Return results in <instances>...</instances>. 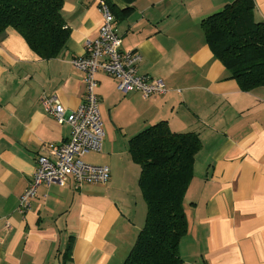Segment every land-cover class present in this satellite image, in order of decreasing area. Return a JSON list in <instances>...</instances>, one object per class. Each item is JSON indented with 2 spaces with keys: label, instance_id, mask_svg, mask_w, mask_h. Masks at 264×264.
Segmentation results:
<instances>
[{
  "label": "crops",
  "instance_id": "0c3cea01",
  "mask_svg": "<svg viewBox=\"0 0 264 264\" xmlns=\"http://www.w3.org/2000/svg\"><path fill=\"white\" fill-rule=\"evenodd\" d=\"M109 1L117 11L133 7L128 17L115 20L121 51L138 52V73L162 80L167 91L148 99L137 91L124 96L111 77L98 73L102 151L83 160L106 166L109 180L41 185L21 215L18 197L32 179L35 159L50 157L48 147L64 143L71 132L45 113L42 98L56 97L66 111L84 101V74L71 62L98 36V0H63L61 16L70 32L65 48L51 60H40L14 30L5 31L0 38V264H123L146 206L137 181L140 169L128 145L119 150L116 136L129 141L137 130L161 121L173 133L197 134L202 146L183 203L188 225L179 241L183 263L264 264V87L242 92L226 79L200 28L203 19L233 0ZM252 1L255 21L264 22V0Z\"/></svg>",
  "mask_w": 264,
  "mask_h": 264
},
{
  "label": "trees",
  "instance_id": "16d2710c",
  "mask_svg": "<svg viewBox=\"0 0 264 264\" xmlns=\"http://www.w3.org/2000/svg\"><path fill=\"white\" fill-rule=\"evenodd\" d=\"M115 20L133 7L117 11L104 0ZM127 5L135 0H122ZM63 0H0V38L14 30L40 60H51L65 48L70 30L61 16ZM254 1L233 0L201 21L210 53L242 92L264 87V22L254 19ZM161 121L132 137L131 161L140 169L138 187L146 206L144 223L123 264H184L179 244L187 233L184 197L193 177L197 134L173 133ZM69 247L63 260L70 258Z\"/></svg>",
  "mask_w": 264,
  "mask_h": 264
},
{
  "label": "built area",
  "instance_id": "2783aa9c",
  "mask_svg": "<svg viewBox=\"0 0 264 264\" xmlns=\"http://www.w3.org/2000/svg\"><path fill=\"white\" fill-rule=\"evenodd\" d=\"M101 15L98 36L87 40L84 54L74 58L71 64L75 70L84 74V101L74 111H66L56 97H43L42 109L54 117L56 122L70 127V137L64 143L48 147L49 156H39L35 172L28 187L18 197L19 214L30 208V203L41 185L57 184L64 186L69 179L75 184H102L109 180L106 166L90 165L84 162L86 155L100 153L104 139L99 115L98 97L95 95L98 82L96 75L102 73L111 77L116 90L121 95L137 91L143 99L164 95L167 91L164 82L158 78L138 73L137 66L142 56L137 52L121 51V39L115 31V19L108 4L98 0Z\"/></svg>",
  "mask_w": 264,
  "mask_h": 264
},
{
  "label": "rangeland",
  "instance_id": "374dc122",
  "mask_svg": "<svg viewBox=\"0 0 264 264\" xmlns=\"http://www.w3.org/2000/svg\"><path fill=\"white\" fill-rule=\"evenodd\" d=\"M121 97V96H120ZM106 124V123H105ZM143 128V127H142ZM142 129H139V130H137L136 131V133L138 132H140ZM115 132H116V130H115ZM134 132V131H133ZM135 133V134H136ZM119 133H116V135H118ZM108 138H110V137H108ZM116 139H117V141H118V148H119V150H125V148L127 147V144L126 143H128V139L127 138H122L121 136H116ZM117 148V147H116ZM120 152V151H119ZM97 156H99L98 154H93V153H91L90 155H88L87 157L88 158H95V157H97ZM124 158L125 157H128L127 156V154H125V156H123ZM123 158V159H124ZM144 221V220H143ZM143 225V224H142Z\"/></svg>",
  "mask_w": 264,
  "mask_h": 264
}]
</instances>
